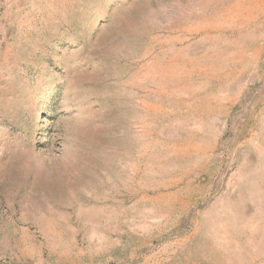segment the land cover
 Here are the masks:
<instances>
[{"label": "rangeland", "instance_id": "rangeland-1", "mask_svg": "<svg viewBox=\"0 0 264 264\" xmlns=\"http://www.w3.org/2000/svg\"><path fill=\"white\" fill-rule=\"evenodd\" d=\"M0 264H264V0H0Z\"/></svg>", "mask_w": 264, "mask_h": 264}]
</instances>
